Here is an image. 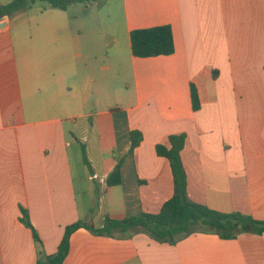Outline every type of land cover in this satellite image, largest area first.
<instances>
[{
  "label": "crops",
  "instance_id": "0c3cea01",
  "mask_svg": "<svg viewBox=\"0 0 264 264\" xmlns=\"http://www.w3.org/2000/svg\"><path fill=\"white\" fill-rule=\"evenodd\" d=\"M75 1L0 20V264L53 255L77 221L158 213L173 183L154 147L174 134L191 202L264 220V0ZM160 25L172 54L133 57L130 31ZM117 161L121 184L106 187ZM61 264H264V234L193 228L170 245L79 228Z\"/></svg>",
  "mask_w": 264,
  "mask_h": 264
},
{
  "label": "trees",
  "instance_id": "16d2710c",
  "mask_svg": "<svg viewBox=\"0 0 264 264\" xmlns=\"http://www.w3.org/2000/svg\"><path fill=\"white\" fill-rule=\"evenodd\" d=\"M35 1L44 3L51 9L64 11L71 3L84 2L75 0H11L8 4L0 5V20L16 16L18 13L29 8ZM92 1V0H87ZM130 53L133 57L150 58L160 55H170L174 50L171 30L168 25H160L147 29H135L129 33ZM197 91L190 86V102L193 111L199 108ZM129 137V150L138 145L142 140L141 133L131 131ZM185 143V134H174L168 137V147L157 144L154 147L158 156L165 157L169 163L172 177L173 190L171 197L162 204L158 213L141 214L127 217L121 220L103 218V225L94 229L90 221H77L67 225L64 234L58 243L56 252L51 256L39 258L35 264H61L68 252V237L79 228H85L94 234L107 236L114 232L125 233L129 230H139L147 234L151 239L165 244H174L177 237L187 236L193 228L203 232H210L220 239H235L243 233L264 234V220L257 221L249 215L240 213H220L210 208L191 202L186 194V176L180 158V151ZM82 160L87 164L85 153L82 150ZM120 162L113 165L105 179L106 187L119 186L121 176ZM21 211L20 221L24 227L32 231V237L37 239L36 232L32 227L27 212ZM91 210L90 212H92Z\"/></svg>",
  "mask_w": 264,
  "mask_h": 264
},
{
  "label": "rangeland",
  "instance_id": "374dc122",
  "mask_svg": "<svg viewBox=\"0 0 264 264\" xmlns=\"http://www.w3.org/2000/svg\"><path fill=\"white\" fill-rule=\"evenodd\" d=\"M41 4H43V3L38 2V1H35V2H34V7H37V5H41ZM79 154H80V153H79ZM80 157H81V155H80ZM104 160L107 161V162H110V161H112V158H111V156H109V154L106 153V154L104 155ZM82 161H83V160H82ZM81 164H82V163H81V161H80V159H79V164H78V163L75 164L74 167L77 168V166H79V167L81 168Z\"/></svg>",
  "mask_w": 264,
  "mask_h": 264
},
{
  "label": "built area",
  "instance_id": "2783aa9c",
  "mask_svg": "<svg viewBox=\"0 0 264 264\" xmlns=\"http://www.w3.org/2000/svg\"><path fill=\"white\" fill-rule=\"evenodd\" d=\"M88 178L92 181H98L100 184L103 183L101 178H98L97 175L94 173H90Z\"/></svg>",
  "mask_w": 264,
  "mask_h": 264
}]
</instances>
